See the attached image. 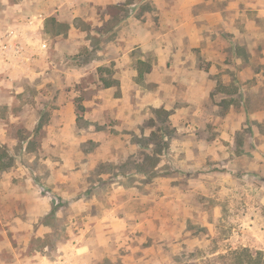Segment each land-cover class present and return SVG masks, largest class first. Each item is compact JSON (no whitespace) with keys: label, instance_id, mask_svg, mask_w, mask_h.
Segmentation results:
<instances>
[{"label":"rangeland","instance_id":"obj_1","mask_svg":"<svg viewBox=\"0 0 264 264\" xmlns=\"http://www.w3.org/2000/svg\"><path fill=\"white\" fill-rule=\"evenodd\" d=\"M47 1L0 0V27L16 22L18 15L28 24L46 8L69 12L62 22L53 16L45 21L52 48L45 49L46 57L19 68L12 86L0 94V154L6 153L1 160L12 162L0 173V264H10L5 238L14 250L43 251L47 245L55 257L80 244L90 227L86 237L101 264H227L221 257L233 250L264 254V16L242 12L232 24L235 35H207L208 55L223 67L206 80L217 82L214 93L229 92L230 98L215 95L198 116L179 122L168 117L170 145L157 165L149 160L144 175L129 162L150 154L137 143H149L148 137L158 134L157 122H150L156 109L140 106L133 91L124 100L113 68H94L93 51L68 52L59 37L67 35L72 7L66 0H51L48 7ZM131 2L108 12L117 18L129 15ZM94 10L81 4L79 13L96 19ZM72 23L92 29L89 22ZM47 55L53 65L47 66ZM193 55L196 67H208L202 52ZM85 68L88 73L77 79ZM7 70L2 74L8 80ZM226 78L230 82L222 86ZM107 84L116 85L124 113L117 119L104 114L94 122L84 103ZM67 102L76 126L66 133L61 129L66 117L61 120L58 111ZM101 219L126 221L128 227L115 225L104 234L105 228L94 227ZM47 229L49 234H43ZM100 232L99 246L94 240ZM108 250L113 253L109 259Z\"/></svg>","mask_w":264,"mask_h":264},{"label":"crops","instance_id":"obj_2","mask_svg":"<svg viewBox=\"0 0 264 264\" xmlns=\"http://www.w3.org/2000/svg\"><path fill=\"white\" fill-rule=\"evenodd\" d=\"M126 1L128 0H66L72 7L71 20L89 22L88 25L92 28L90 32L88 28L82 30L71 21L67 35L59 37L67 51L73 53L82 47L83 51H93L96 59L94 68L110 66L113 68L116 85L119 84L124 100H127L129 93L133 91L140 106L163 109L169 113V117H174L176 122L186 116H198L204 109L202 104L215 95H219L222 101L230 98L229 92L214 93L217 82L206 80L208 76H214L219 67H223V63H219L217 59H210L209 50L206 49L209 45L207 35L216 37L235 35V27L232 24L244 16V12L250 11L255 12L256 16H264V0H133V3L127 4L129 15L117 18L108 12L109 7L120 6ZM145 3L150 8H143ZM47 4L48 7L53 5L51 0H48ZM81 4H88L90 9H95L92 13L95 12L97 18L81 17L79 13ZM48 11L49 8L36 12L28 24L18 15L14 18L16 22L0 27V94L6 87L12 86L10 80L15 78V72H18L19 68L34 64L38 57H46L45 49L52 48L51 33L46 28L45 21L54 17L56 22H62V16L69 12L64 7ZM81 37L83 39L76 40ZM16 43L23 46L22 55L14 52L13 45ZM196 51L202 52L209 60L206 69L196 67L198 65L193 55ZM244 52L248 53L247 50ZM48 58L47 55V66L53 65V61ZM239 62L241 61L236 60L237 64ZM88 63L85 62V65ZM3 67L8 69L5 72L9 76L8 80L2 74ZM236 68L239 70L240 67L236 65ZM86 70L85 68V72L79 71L77 79L83 78L88 73ZM221 82L224 84L222 86H226L230 79L226 78ZM235 82H238V86L243 84L241 78ZM116 85L102 86L94 92L92 102L84 103L87 112L88 107L92 109L90 118L94 122H99L100 116L104 114L117 119L124 113V109H121V96L116 93ZM179 100L182 104L175 105L174 103ZM71 104L67 102L66 111H58L61 120L66 117V122L61 126L62 131L66 133L76 126L74 109L67 110ZM110 160L112 164L117 162L113 157ZM94 224V227L105 228L104 234L117 228L115 225L128 227L126 221L118 223L110 220L106 223L105 219L97 220ZM49 232L47 229L43 234L47 235ZM86 232L78 239L81 243L72 246L73 250L64 249L65 252L58 253L55 257L49 252L47 245L43 251L27 252L25 247L14 250L11 242L5 238L7 240L5 247L11 254L9 263L101 264V259H98L91 250L92 241L86 237ZM32 234L36 238L42 237L40 232ZM102 236L100 232L94 243L102 245L100 241ZM108 251L106 256L109 259L113 253L111 250ZM142 259L140 256L137 258L138 262Z\"/></svg>","mask_w":264,"mask_h":264},{"label":"trees","instance_id":"obj_3","mask_svg":"<svg viewBox=\"0 0 264 264\" xmlns=\"http://www.w3.org/2000/svg\"><path fill=\"white\" fill-rule=\"evenodd\" d=\"M246 54V53H245ZM78 112L80 114L83 113L82 105L76 106ZM156 119H153L150 122H157L159 128L157 129L158 134H151L148 137V142H138V146L142 148V150H148L150 154L142 153V161L136 163L134 161H130L129 163L133 165V170L135 173H140L147 175L149 174V169L147 167V163L149 160H153V166L157 165L159 162V157L163 156V151H165L170 145V136H172V130L168 131L170 128V124L168 122L169 113L163 109H156L153 111ZM78 122L82 120V117H78ZM153 146V147H152ZM152 147V148H151ZM6 153L0 154V173L6 171L12 164V162L5 163L1 160V157H5ZM154 157V159H152ZM157 158V159H156ZM12 161V159H11ZM135 167V168H134ZM155 168V167H154ZM221 258H225L228 260L227 264H264V254L261 251L255 252L254 254L250 252L246 248H241L237 250H233L227 256H222Z\"/></svg>","mask_w":264,"mask_h":264},{"label":"built area","instance_id":"obj_4","mask_svg":"<svg viewBox=\"0 0 264 264\" xmlns=\"http://www.w3.org/2000/svg\"><path fill=\"white\" fill-rule=\"evenodd\" d=\"M14 46V52L18 55H22L24 53V48L22 45L19 43H16L13 45Z\"/></svg>","mask_w":264,"mask_h":264}]
</instances>
